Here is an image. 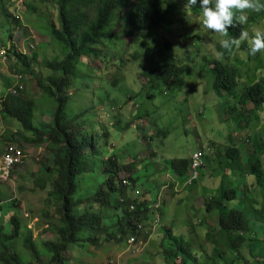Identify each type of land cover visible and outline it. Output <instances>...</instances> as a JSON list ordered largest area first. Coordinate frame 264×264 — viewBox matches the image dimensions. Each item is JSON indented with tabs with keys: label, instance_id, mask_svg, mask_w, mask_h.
Instances as JSON below:
<instances>
[{
	"label": "rangeland",
	"instance_id": "rangeland-1",
	"mask_svg": "<svg viewBox=\"0 0 264 264\" xmlns=\"http://www.w3.org/2000/svg\"><path fill=\"white\" fill-rule=\"evenodd\" d=\"M13 3L16 5V2L12 0H0V9L5 6L11 7ZM260 3H264V0H260ZM34 6L37 7L35 11L26 12L28 16L24 18V26L18 30L19 32H15L17 25L13 19H9L6 16L3 18V12L0 10V85L4 94L1 97L6 96V91L13 82L12 88L14 90L16 85H19L24 90L20 93L22 96L36 99H33L35 102V122L40 123V121H50L53 116L49 115V106L44 113L38 115V112L46 108L48 100L40 95L42 91L39 88L36 75L46 70V66L42 63V56L46 53L52 59V52L56 48L54 47L52 50L51 37L48 32H45V29L50 31V20H53L54 14L53 8L44 7L41 0H36ZM13 12L17 14V10L13 9ZM246 15L248 18L245 24L247 30L264 28V10L260 12L248 10ZM181 17L182 15H177V18L180 19L173 20L168 25L167 37L170 39L172 34H177L173 37V42L170 39L172 44L175 43L173 44L174 50L172 52L167 50L166 56H176L190 69L187 77L189 85L184 90L181 88L173 89L169 84H164L161 90L154 91L156 93L154 100L148 99L147 94L152 91V87L148 83H143L142 78L145 82L146 80L142 77L141 71L145 70L150 65V60L158 57V54L153 50L155 46H153L152 39L146 41L141 37H124L122 34L126 30H124L125 26L123 23L117 28L119 35L114 40L111 38L107 39L105 49L99 56L100 60H95L97 63L92 62L91 58H84L86 62L89 64L93 63L94 66L87 65L84 61L79 63L78 68L81 74L73 80L69 100L64 111L65 120L61 122L66 123L67 120H71L73 124L81 126L82 130H84V132H81V138L88 137L92 139L95 137L96 141H98V147L102 149V152L99 159L100 164L98 163L95 170L101 169V166H103L102 162L104 163L105 160L111 157L117 158L118 164L122 166L118 176L123 184L124 181H128L125 184L129 183L132 173L125 169L122 164L130 162L136 166L135 169L137 170V168L141 167L144 160H146V163H150L148 166L150 172L155 170L150 173V178L148 177L150 182H152L153 178L166 176L167 183H170L174 176L169 171L165 173L159 172L163 159L187 158L193 150L206 147L209 142L213 144L214 141L218 142L216 145L220 149L215 155L217 164L220 167V176H222L225 170L221 168L220 164L223 161L221 149L225 146H228V148L235 147L237 158L239 157V149L240 158L233 160V162H238V165H235V168H233L235 170L226 177L230 179L227 183L228 187L237 189L240 205L231 202L229 206H237L239 210L252 217L251 231L255 229L254 225L261 229L259 234L256 235L261 241L256 240L253 235L249 234V244L245 245L244 248L249 250L252 248L254 255L264 256V188L259 185L256 192L249 191L251 187L255 186V181H252L250 175L249 169L251 167L249 165L255 164L256 159H259L262 161V170L264 171V149L261 148L257 151L254 148V145L257 144L256 141H260L259 137L261 135L264 141V112L261 115L257 113L255 117L250 119V115L245 111L243 115H246V117L240 116V118H237V113H233L232 110L235 104L233 97L221 96L223 94H217L213 89L214 75L211 73L205 57L218 58V54L223 53V50H225L221 47L220 42L224 39H230L229 33L227 36H222L208 30L202 24V16L195 17L194 13H192L189 18L193 20L194 26L188 29L190 30L189 34H200L203 41L195 38H184L183 34L185 31L183 27H185V24L181 23ZM251 17L256 19L253 25H250ZM54 18H56V15H54ZM164 29L166 28L164 27ZM12 32L15 33L10 36ZM158 33L166 34L163 30H159ZM156 39L161 42L160 39ZM46 42H48L47 47ZM143 42L145 43L143 44ZM189 43L202 44L199 49H195L186 45ZM3 45L12 48L13 45H16L18 49H23L27 55L38 52L37 61L33 63L35 74L26 69L22 63H18L17 60L15 61L17 64H13V59L3 51ZM200 52H202V55ZM225 55L223 53V57L219 59L226 60L224 58ZM236 55H238L237 52ZM234 56L231 58L234 59ZM239 56L243 57L244 54L240 53ZM60 57L62 58L61 51L57 59H60ZM92 57H95L94 54H92ZM243 59H246V62L241 64L240 76L242 79L244 78L246 82L251 79L256 81L264 79V65L263 70L259 71L257 75L258 62L260 59H264V52H260L255 56L247 55ZM17 65H19L18 68L22 72L15 71V66ZM23 72L25 75L22 77L21 73ZM116 78L118 80L115 82ZM7 82L10 83L9 87L6 85L8 84ZM246 82L244 83L246 84ZM191 88H194L195 91L193 92ZM19 92L17 91V93ZM112 100H117L113 109H111L112 104L109 102ZM53 104L55 109L56 103L54 101ZM201 109L204 111L203 116H200L198 112ZM132 111L135 112L133 117L131 116ZM136 117L143 118V121L139 122L140 120H137L139 123L129 126V123ZM117 121L119 125L114 126V124L118 123ZM144 121H149L150 124H146ZM153 121H155L157 126H155ZM152 127H154L153 130H151ZM156 127L160 130L168 131V133L157 136ZM143 128H146L150 137H154L152 147L144 145L142 138L137 139V143L134 141L136 137L142 135ZM21 132L29 136L32 135L31 132H26L23 129L18 120L6 118L4 114L0 113V151H3L12 139L17 140ZM124 138L129 139V144H124ZM255 138L258 139L254 140ZM48 142L49 139L47 137H44L43 142L34 144L27 143L26 139L21 138V141L17 142V144L24 146L26 161L16 167L11 181H0V193L3 200L16 202L17 208L21 210L19 220L28 228L26 232L29 233L33 244H31V249L26 248L22 237H20L13 243L14 250L18 251L22 259L25 257L27 260L26 257H28L29 262L33 260L34 264H42V262L50 260L51 256L48 250L44 251L42 248L43 243H55L59 240V233L56 231V227L59 229L60 215L55 208H50L46 204L48 193L52 189V179L48 181L45 187L41 186L42 181L40 180L41 177H46L48 173L45 172L44 167L46 165L52 167L55 164V150L48 146ZM211 144H209V147H211ZM148 149L156 152L154 160L147 158V155L151 153ZM249 151L251 155H249ZM86 152L90 153V150L87 149ZM209 160L211 161L210 158ZM116 166H118L117 163ZM54 174L56 176L57 172ZM91 176L93 179L87 181L84 186L77 190L81 195L80 199L82 201V204L78 207V214L82 215L86 211H95L96 213L100 212V216L104 218L107 208H102L100 203H96L94 200L98 187L104 185L102 181L104 176L98 181L96 180V174ZM148 185L150 186L147 179L146 187ZM201 185L199 186L196 183L193 188L185 190L186 183H177L175 191L169 187L162 186L159 200L162 203L165 202L164 212L160 216L157 214L154 220L146 222L135 221L134 224L138 232H140L139 237L132 233H127L122 237L123 240L121 242L106 241L105 239L109 232L108 227L101 225L97 232L90 234L91 238L94 237L96 242H88V249L70 244L68 249L62 252L63 259L67 260L65 264H164L165 260L161 250V240L164 237V229L162 227H170L166 218L173 216L172 206L183 201L187 202L185 217L191 219L196 227L194 232L192 229V232L191 230H182L185 234H189L193 248L197 251L199 249V253H203L200 261L210 264L207 259L210 260L215 257L216 246L214 242L204 236V232L200 230L202 227L200 228L198 224L204 220L210 229L216 231L220 214H218L216 209L207 213L205 209L202 210L206 197L203 194L204 191L201 189ZM212 187L213 185H209V188ZM213 189L218 190V185H214ZM140 191L142 192L141 194L144 193L142 190ZM211 191L213 190L210 189L208 193ZM169 198L172 202L171 204L168 200ZM155 205L152 207L153 210L158 208V205L156 207ZM47 209L50 211L49 214L46 213ZM185 217L181 218L182 224L188 223ZM174 218L179 219L178 217ZM5 219L8 220L7 217ZM51 225L54 227L52 228ZM143 225L146 226V230ZM140 227H142L141 230ZM175 230L180 233L181 228L177 229L175 227ZM22 232L24 235L26 234L25 230ZM175 235L179 236V234ZM214 236L217 240H220L219 235ZM220 243L218 251L227 252V255L224 256L225 260H217L219 264H228L227 261L233 264L234 262L236 264H246L245 258H249L251 262L255 260L249 250H246L245 254L242 255L235 251H228L226 246L222 242ZM36 255H39L38 260L33 259V256ZM259 259L264 262V259Z\"/></svg>",
	"mask_w": 264,
	"mask_h": 264
},
{
	"label": "trees",
	"instance_id": "trees-1",
	"mask_svg": "<svg viewBox=\"0 0 264 264\" xmlns=\"http://www.w3.org/2000/svg\"><path fill=\"white\" fill-rule=\"evenodd\" d=\"M12 1H15L16 5L13 3L11 7L5 6L0 10L3 12V18L6 16L9 19H13L17 25L16 32L23 28V20L28 16L26 12H30L31 10L35 11L37 7L34 6L36 0ZM41 2L44 7H49V9L53 8L54 10L53 20H50V31L45 29V32H48L51 37L52 50L54 47L56 49L52 52L54 58L52 56V59H50L51 56H48L46 53L42 56V63L46 66V70L36 75L39 88L42 91L40 95L43 98L46 97V100H48L46 108L38 112V115L44 113L49 106L48 112L53 118L50 121L35 122L34 100L36 99L22 96L20 93L24 90L19 85H16V89L14 90L12 88L13 82L11 85L7 82L8 84L6 85L8 87L10 85V88L6 91L5 97H1L4 94L2 93L0 85V113L4 114L6 118L18 120L23 129L32 134L29 136L21 132L18 139H12L11 142L17 144V142L21 141V138H24L27 143L34 144L43 142L44 137H47L49 139L48 146L55 150V166L50 167L46 165L44 170L48 173L46 177H41L40 180L42 181L41 186L45 187L48 181L52 179V189L48 193L46 204L50 208H55L60 215L59 229L56 227V231L59 233V240L55 243L45 242L42 244L44 251L48 250L51 256L50 260L42 262V264H65L67 260L63 259L62 252L66 251L70 244H74V246L79 248L88 249V242H96L94 237L91 238L90 234L97 232L101 225L108 227L109 232L107 233L106 241L114 240L121 242L123 240L122 237L127 233H132L139 237L140 232H138L134 222L154 220L157 214L160 216L164 212L163 207L165 202L162 203L159 200L160 188L162 186L169 187L175 191L177 183H186L185 190L190 189L196 183L202 184L201 182L204 179H212L214 176L212 177L211 173L218 172L220 167L217 164V157L209 161L208 156L212 153L213 146L211 145L212 147H209L208 145L201 149L193 150L187 158L175 160L163 159L159 172L162 171L165 173L169 171L174 176L170 183H167L166 176L153 178L152 182H150L149 175L155 170L150 172V168L148 167L150 163H146V160L143 161V164L137 170L135 169V165L130 162H125L122 164L124 165L123 167L131 171L132 174L130 175L129 183L123 184L118 176L122 168L121 164H118V159L111 157L105 160L104 163L102 162L103 166L99 169L100 171L95 170L98 163L100 164L99 159L102 152V149L98 147V141H96L95 137L92 139L88 137L81 138V132H84V130H82L81 126L73 124L71 120H67L66 123L61 122L65 120L64 111L69 100L73 80L81 74L78 68L79 63L84 61L87 65L94 66L93 63L89 64L86 62L84 58H91L92 62L97 63L95 60H100L99 56L105 49L107 39L111 38L114 40L119 35L117 28L123 23L125 26L124 30H126L122 34L124 37H141L146 41L152 39L153 46H155L153 50L158 54V57L151 59L150 65L141 71L142 77L146 80L145 82L142 78L143 83H148L152 87V91L147 94L148 99L154 100L156 98L154 91L161 90L164 84H169L173 89L181 88L184 90L189 85V79L187 77L189 76L190 69L182 60L177 59L176 56H166L167 50L170 52L174 50L173 44L175 43L172 44V39L177 34L175 33L170 36L171 42L167 37V30L169 23H172L173 20L180 19L177 18V15H182L181 23H184L186 27H183L185 31L183 37L203 41L200 34L190 35V30H188L194 26V22H192L193 20L189 16L192 13H194L195 17L202 16V10L199 5L200 0H198L197 4L187 9H185L187 0H41ZM13 9L17 10V14H14ZM121 12L123 13L121 14ZM54 15H56V18H54ZM250 21V25L255 24V17H251ZM114 23L115 25H113ZM242 29L247 30L245 24L241 25L237 23L231 27L228 30L230 39L238 38ZM159 30L165 31L166 34H159ZM15 32H12L10 36H13ZM156 38L160 39L161 42ZM47 44L48 42H46V47ZM201 44L189 43L186 45L190 48L199 49ZM43 46L45 47V45ZM241 47L239 50L233 49L232 53L223 50V53L226 54L224 57L226 60L219 58L211 59L209 57H205V59L207 64H209L211 73L214 75V91L217 94H223L221 96L233 97L235 104L232 110L233 113H237V118H240V116L246 117L243 114L247 111L250 119H252L257 113L261 115L264 112V79L257 81L251 79L246 82L244 78H241V64H245L246 59H243L239 54L245 55L247 53V42L242 43ZM3 51L13 59V64H17V62L22 63L26 69L35 74L33 63L37 61L38 52L27 55L23 49H18L16 45H13V48L3 45ZM60 51L62 52V58L57 59ZM236 52L238 55H236ZM200 53L202 55V52ZM92 54H94V58ZM233 55H235L234 59L231 58ZM16 60L17 62L15 63ZM260 60L257 66V75L259 71L263 70L264 59L261 62ZM18 66H15V71L22 72ZM21 74L23 76L25 75L24 72ZM117 80L116 78L115 82ZM194 88H191L193 92L195 91ZM23 89L25 88L23 87ZM16 90L20 92L17 93ZM40 100L42 99L40 98ZM53 101L56 103L55 109ZM109 102L112 104L111 109H113L116 106L114 103L117 100ZM198 112L200 116H203L204 111L202 109ZM134 114L135 112L132 111L131 116L133 117ZM137 120L141 122L143 118L136 117L129 123V126L139 123ZM144 122L150 124L149 121ZM153 123L157 126L155 121ZM118 125L119 122L114 124V126ZM157 129V136L168 133V131ZM141 134L134 139L135 143H137V139L142 138L144 145L152 147L154 137H150L146 128L142 129ZM261 138H263L262 135L259 137L261 145L259 144L260 141H256L259 144H256L259 150L261 148L264 149V141ZM256 139L258 138L254 140ZM124 140V144H129L128 138H124ZM251 140L253 141V139ZM22 147L25 150L24 146ZM87 149L90 150L91 154L86 152ZM148 150L151 153L147 155V158L154 160L156 152L152 149ZM197 151L202 152L204 165L197 169L198 177L192 182H189L192 172V156ZM221 151L223 152V161L220 162L221 168L225 171L235 170L233 168H235V165H238V162H233V160L240 158L239 149L238 158L235 153V147L228 148V146H225ZM25 158L22 164L25 163ZM116 163L118 166H116ZM206 167L209 169L215 167L216 169L209 171L206 170ZM249 167H251L249 169L250 175L252 181H255V186L251 187L250 190L247 188L244 189L250 192H256L259 185L264 188L262 161L256 159V163L250 164ZM55 172H57L56 176L54 174ZM92 174L97 175V181L101 180V177L104 176L102 180L104 185L98 187V192L94 198L95 202L100 203L102 208H107L104 218L100 216V212L96 213L95 211H86L82 215L78 214V207L82 204V201L80 199L81 195L77 190L84 186L87 181L93 179ZM226 176L225 173L222 175L218 190L215 192L211 191L205 196L206 201L202 208V210L205 209L206 213L216 209L218 214H220L218 228L216 231L210 229L204 220L198 224L200 228L202 227L198 229L202 230L204 236L211 242H214L216 246L215 257L210 260L207 259L210 264H219L217 260H225L224 256L227 255V252L218 251L220 242L226 246L228 251H235L244 255L245 251L249 250L244 248L245 245L249 244V234L253 235L256 240L261 241L256 237L261 229L257 225H254L255 229L251 231L252 217L248 216L244 211L239 210L237 206H229L231 202L240 205V199H238L237 189L228 187L227 183L229 180ZM215 178L219 179L218 176H215ZM147 179L150 184L148 187H146ZM213 180L215 179L213 178ZM125 182L127 183L128 181ZM167 184L168 186H166ZM140 190L144 193L141 194L142 192ZM168 200L171 204L170 198ZM186 204L187 202L185 201L177 205L174 204L172 206L173 216L166 218L170 227H162L164 229V237L161 240V250L165 260L164 264H205L204 261H200L201 254L203 253H199V249L197 251L193 248L189 234H185L182 230L186 229L190 231L192 229L194 232V228L196 227L191 219L185 217ZM154 205L155 207L158 205L157 210L152 209ZM20 212L21 210L17 208L15 201L3 200L0 193V264L35 263L33 260L29 262L28 257H26L28 261L25 257L22 259L18 251L14 250L13 243L20 237H22L26 248L31 249L33 245L29 233L26 232L28 228L19 220ZM46 213L49 214L50 211L47 209ZM6 217L8 220L5 219ZM174 217H178L179 219ZM182 217H185L188 223L182 224ZM102 220L103 222H101ZM175 227L177 229L181 228L180 233L176 232ZM141 229L142 227H140ZM144 229L146 230V226H144ZM23 230L26 232L25 235L23 232L21 233ZM175 234H179V236ZM214 235H219L220 240H217ZM249 253L255 260L251 262L249 258L244 257L247 261L246 264H264L259 259H264V256L254 255L252 248L249 250ZM38 256H33V259L38 260ZM68 261L70 262V260ZM227 262L228 264H233L230 261ZM234 264L236 263L234 262Z\"/></svg>",
	"mask_w": 264,
	"mask_h": 264
},
{
	"label": "clouds",
	"instance_id": "clouds-1",
	"mask_svg": "<svg viewBox=\"0 0 264 264\" xmlns=\"http://www.w3.org/2000/svg\"><path fill=\"white\" fill-rule=\"evenodd\" d=\"M197 2L198 0H187L185 9L197 4ZM199 5L202 10L203 26L222 36H227L228 30L235 24L242 25L247 23L246 11L260 12L264 10V4H261L260 0H200ZM244 42H247L248 50L242 58H246L247 55L255 56L260 52H264V28L242 29L238 38L224 39L220 42V45L228 53H232L233 49L239 50ZM222 57L223 53H219L218 58ZM259 144L261 145V142ZM257 145H254V148L258 151ZM251 151L253 152V150ZM249 155H251L250 151ZM228 180L230 181V179ZM198 185L200 186L201 184L198 183ZM203 194L207 195L205 191Z\"/></svg>",
	"mask_w": 264,
	"mask_h": 264
},
{
	"label": "built area",
	"instance_id": "built-area-1",
	"mask_svg": "<svg viewBox=\"0 0 264 264\" xmlns=\"http://www.w3.org/2000/svg\"><path fill=\"white\" fill-rule=\"evenodd\" d=\"M21 76L23 77L22 74ZM25 156L26 154L23 147L13 142H9V144L5 147V149L3 151H0V181L1 182H8L12 180L16 167L24 162ZM202 165H204L203 154L202 152L197 151L193 154L192 172L190 174L189 182H192L198 177L197 169ZM124 183L126 182L124 181Z\"/></svg>",
	"mask_w": 264,
	"mask_h": 264
},
{
	"label": "crops",
	"instance_id": "crops-1",
	"mask_svg": "<svg viewBox=\"0 0 264 264\" xmlns=\"http://www.w3.org/2000/svg\"><path fill=\"white\" fill-rule=\"evenodd\" d=\"M216 143H218L217 141H214L213 142V144H211L210 142L208 143V145L209 144H211L212 146V148H213V151H212V153L211 154H209V156H208V158H210V159H213L214 157H216V155H215V153L217 152V151H219L220 149L217 147V145H216ZM207 145V146H208ZM202 148V147H201ZM200 148V149H201ZM210 161V160H209ZM208 164H209V162L207 163V167H208ZM206 167V170H209V171H212L213 169H216L215 167H213V169H209V168H207ZM230 172H233V171H226L225 172V174L226 175H228V174H230ZM211 176L215 179V180H213V178L212 179H204L203 180V182H201L202 183V186H201V189L202 190H204L205 192H209V190L210 189H212L214 192L216 191L215 189H213V187H214V185H218V188H219V186H220V182H221V180H222V176H220V172L218 171V172H213V173H211ZM215 176H218L219 177V179H217V178H215ZM236 179V178H235ZM209 185H213V187L212 188H209Z\"/></svg>",
	"mask_w": 264,
	"mask_h": 264
}]
</instances>
